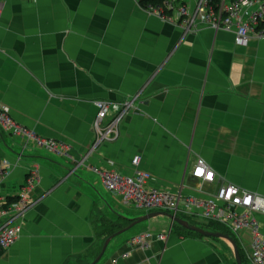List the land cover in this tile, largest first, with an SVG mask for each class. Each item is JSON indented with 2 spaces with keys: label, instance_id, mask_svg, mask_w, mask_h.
Instances as JSON below:
<instances>
[{
  "label": "crops",
  "instance_id": "obj_1",
  "mask_svg": "<svg viewBox=\"0 0 264 264\" xmlns=\"http://www.w3.org/2000/svg\"><path fill=\"white\" fill-rule=\"evenodd\" d=\"M137 95L120 138L91 153L94 102ZM0 104L18 124L72 148L63 163L0 132V158H21L0 198L14 199L29 171L38 173L22 237L0 264H93L111 237L98 264H237L228 241L181 236L166 217L115 236L148 213L131 216L99 176L74 170L85 157L88 166L132 175L140 156L153 187L187 194L199 187L192 171L203 159L216 174L210 192L230 183L264 196V40L238 46L230 32L184 30L136 0H7ZM146 231L168 233L167 241L131 249ZM225 235L250 264L248 235Z\"/></svg>",
  "mask_w": 264,
  "mask_h": 264
},
{
  "label": "built area",
  "instance_id": "obj_2",
  "mask_svg": "<svg viewBox=\"0 0 264 264\" xmlns=\"http://www.w3.org/2000/svg\"><path fill=\"white\" fill-rule=\"evenodd\" d=\"M136 1L139 3V0ZM6 2L0 0V21ZM147 11L184 30L197 32L209 27L233 33L238 46H246L251 38L264 40V0H166L163 6ZM139 100L137 95L122 102H94L97 116L92 125L94 139L91 153L103 144L120 138L123 122L137 109ZM0 132L22 140L24 149L32 146L55 158H71L70 144L41 137L18 124L11 115V109L3 104H0ZM20 162V157L16 162L0 158V186ZM140 162V156L133 159L134 173L128 175L117 170L88 166L84 157L76 162L74 172L88 168L99 176L106 190L128 208L148 214L164 212L178 218L183 216L216 222L227 227L241 242L242 236L247 234L250 264H264V222L260 219L264 218V196L230 183L210 192L207 186L215 183L216 174L203 159H199L193 168L192 177L199 187L192 192L186 194L171 188H155L151 174L138 168ZM37 175L36 169L29 171L24 186L13 200L0 198V257L22 237L24 220L34 207L31 193L38 181ZM167 234L142 232L132 237L128 245L131 249L146 248L154 240L166 242Z\"/></svg>",
  "mask_w": 264,
  "mask_h": 264
},
{
  "label": "water",
  "instance_id": "obj_3",
  "mask_svg": "<svg viewBox=\"0 0 264 264\" xmlns=\"http://www.w3.org/2000/svg\"><path fill=\"white\" fill-rule=\"evenodd\" d=\"M159 217H166L172 222V226L174 224H177L178 226L184 228L186 231H188L190 233H194V234L200 235V236H202L204 238L221 239V240L228 241L229 243L232 244V246L234 248L236 263L237 264H243L241 256H240V253H239L238 246H237L236 242L230 236L222 234V233L208 232V231H206V230H204L202 228H199V227H196L194 225H191L186 220H183L181 218L176 217L175 215H171V214H168V213L154 212V213L147 214L146 216L140 217L137 220H135L129 228H127L124 231L119 232L115 236L122 235V234L130 231L131 229H133L137 225L149 222V221H151L153 219H156V218H159ZM112 238L113 237H111V238H109L107 240L101 255L99 256V258L93 264H98L100 262V260L103 258V256H104V254H105V252H106V250L108 248V245H109L110 241L112 240Z\"/></svg>",
  "mask_w": 264,
  "mask_h": 264
},
{
  "label": "rangeland",
  "instance_id": "obj_4",
  "mask_svg": "<svg viewBox=\"0 0 264 264\" xmlns=\"http://www.w3.org/2000/svg\"><path fill=\"white\" fill-rule=\"evenodd\" d=\"M3 135L7 138H12L10 135L6 134V133H3ZM37 151L43 153V154H46V155H49V153H47L46 151L44 150H41V149H38V148H35ZM58 161H61V162H66V159L65 158H56ZM108 192V191H107ZM109 193V192H108ZM111 194V193H110ZM122 206V205H121ZM125 207V206H124ZM123 207V208H124ZM126 208V207H125ZM126 210H128V214H130L131 216H137L140 212L141 214L144 213L143 211H140L138 212V210L136 209H129V208H126ZM191 221H192V224L193 223H198V224H201L202 226H205V227H208L209 225H212L211 227H209V229H212V230H216L217 232H227L229 234H232L227 227H225L224 225H221L219 223H216V222H212V221H203V220H200V219H192L191 218ZM209 224V225H204V224ZM144 224V223H142ZM141 225V224H140ZM234 236V235H233Z\"/></svg>",
  "mask_w": 264,
  "mask_h": 264
},
{
  "label": "trees",
  "instance_id": "obj_5",
  "mask_svg": "<svg viewBox=\"0 0 264 264\" xmlns=\"http://www.w3.org/2000/svg\"><path fill=\"white\" fill-rule=\"evenodd\" d=\"M165 1L166 0H139V4H140V6L143 9L149 10L150 8H156V7L163 6V4H164ZM217 1H219V0H216V2ZM167 13L168 14H171L172 12H167ZM183 219L189 221V223L192 224V221L191 220H188L186 218H183ZM193 224H196V223H193ZM211 226L212 225H209L208 227L202 226V228L205 229L208 232H217L216 230L209 229V227H211ZM172 232H176V233L180 234L181 236H182V233L194 234V233H190V232L186 231L184 228L178 226L177 224H174V228H173V231ZM224 233L226 234L227 232H224ZM194 235H197V234H194Z\"/></svg>",
  "mask_w": 264,
  "mask_h": 264
}]
</instances>
